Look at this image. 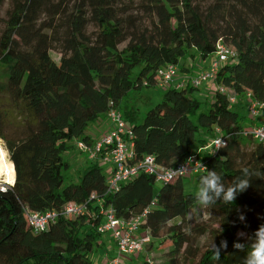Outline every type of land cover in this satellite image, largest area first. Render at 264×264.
<instances>
[{"label":"trees","instance_id":"trees-1","mask_svg":"<svg viewBox=\"0 0 264 264\" xmlns=\"http://www.w3.org/2000/svg\"><path fill=\"white\" fill-rule=\"evenodd\" d=\"M5 0H0V11ZM0 34V140L13 164L15 181L0 191V264H93L101 246L99 212L112 208L118 219L146 212L139 230L169 241L161 264H245L254 233L264 224V144L245 136V116L228 102L224 88L245 92L264 103V0H9ZM43 17V19H42ZM231 46L233 61L217 70L215 93L204 111L192 95L197 89L166 88L161 101L139 116L128 94L153 85L168 64L184 69L186 60L203 61L217 42ZM56 52L54 61L50 53ZM126 100L125 107H122ZM111 107L119 110L133 134L136 159L150 156L174 168L193 155L205 170L155 187L141 174L107 192L103 165L88 161L77 180L68 182L64 154ZM139 116V118H138ZM250 126V125H249ZM223 140L215 151L207 138ZM205 135V136H202ZM249 187L233 203L202 206L199 182L215 170L230 187L243 170ZM91 199V200H90ZM90 200V201H89ZM88 202L86 215L58 216L37 233L25 211L59 212L66 204ZM206 211L216 229L188 225L192 209ZM243 215L244 221L239 217ZM178 220L175 224L170 222ZM238 233L245 235L237 238ZM212 234L221 249H199L197 239ZM245 244L243 250L233 247ZM139 264H154L140 259Z\"/></svg>","mask_w":264,"mask_h":264},{"label":"built area","instance_id":"built-area-1","mask_svg":"<svg viewBox=\"0 0 264 264\" xmlns=\"http://www.w3.org/2000/svg\"><path fill=\"white\" fill-rule=\"evenodd\" d=\"M235 57V50L224 42L219 41L215 46V58L207 69L199 71L184 81L179 80L177 77L179 72L178 65L168 64L156 71L153 85L165 90L166 88L181 89L189 84L191 87L199 89L204 84H213L219 67L224 63L233 61ZM216 89L221 93L228 94L229 104H235L236 95L222 87ZM244 96L248 100V119L253 123L249 128L245 129L244 134L245 136H250L254 141L264 144V103L253 99L248 92H245ZM105 117L111 123L110 131L107 134L89 144L80 140L75 141V146L86 155L89 161H97L102 165L111 164V169L108 170L106 176L108 193L116 190L120 184L128 182L141 174L148 175L156 183L164 185L178 178L199 174L205 170V166L195 155L182 161L174 168L159 167L150 156L136 159L133 149V134L126 125L121 112L111 107L105 113ZM221 145H223V140L216 133V136L210 141L208 146L201 151L213 152ZM12 184H5L0 179V191ZM89 201L83 204L68 203L59 212L36 213L25 211L26 218L32 231L37 233L44 230L58 216L77 218L86 215ZM99 215L100 223L96 232L100 236L109 234L110 240L113 241L115 246L114 255L107 259V264H124V260L128 257H137L143 252L144 246L149 243V234L145 232V235L141 236L138 232L140 231L139 224L145 219L146 212L129 220L116 218L112 208L100 210ZM146 260L152 263L148 257Z\"/></svg>","mask_w":264,"mask_h":264},{"label":"rangeland","instance_id":"rangeland-1","mask_svg":"<svg viewBox=\"0 0 264 264\" xmlns=\"http://www.w3.org/2000/svg\"><path fill=\"white\" fill-rule=\"evenodd\" d=\"M53 2H57V0H52ZM9 0H5L4 5L2 6V9L0 11V34L3 30L4 27V21L6 19L5 17V11L7 10V8L9 7ZM43 19V17H42ZM51 58L54 61H57L59 59V55L56 52H51L50 53ZM215 58V53L208 56L207 58H205L203 61L199 60L200 57H196L194 61L191 60H186L185 64H184V69L185 70H180L181 69V65L180 63H178V78L179 80H187L184 77H182L181 73L186 71L188 74L189 71L188 69H190L189 63L193 65L194 70H196V68H200V63L201 65H210V63L212 62V60ZM191 70V69H190ZM194 70L192 72H194ZM196 72V71H195ZM194 72V73H195ZM200 90V89H197ZM193 97L199 101L201 103L200 106V111H204L205 108L208 107V103L204 102V100L200 97L199 93L193 92L192 93ZM162 95L163 92L158 89L157 87L151 85L149 87H145L142 86L139 90H134L131 91L129 93V102L133 101L135 99V101L137 102V105L135 108L138 109V111H140L141 115H143L144 112H146L148 109L154 107L155 105H157L161 99H162ZM134 97V98H132ZM125 103H127L126 100L123 101L122 107H125ZM131 104V103H129ZM232 108L234 111H237L240 116H245L244 118V126H247V128H249V125H252L253 123L248 119L249 115H248V100L247 98H245V96H236L235 97V104L232 105ZM140 115V116H141ZM249 120V121H248ZM205 136V135H202ZM211 137H208L207 140L210 142L212 139H210ZM0 145L3 147V149L6 151L5 146H4V142L2 140H0ZM7 154V158L9 160V156H8V152L6 151ZM86 155L82 152H80L77 147L75 146V142H73V148L72 150H70L69 152H67L66 154H64V158L67 160L68 164H69V169L64 173V175H66V179L68 182H71L72 179L73 180H77L81 174L82 171V162L84 160V157ZM88 163V160L86 161ZM86 163V164H87ZM107 171V169H105ZM105 171V173H106ZM108 172V171H107ZM193 176V175H192ZM184 182L186 184V190H193L194 188V184L192 181V177H187L184 179ZM189 184L191 186H189ZM156 188H160V184L156 183L155 184ZM178 220H174L172 222L169 223L170 224H175L177 223ZM196 223H203L204 225H209L211 226L212 229H216L217 226L212 224V220H210L208 214L206 213L205 210H203L200 207L194 208L190 211L189 216H188V221L187 224L188 225H194ZM141 233V230L138 232ZM243 233H238L237 234V238L239 239H244L245 235H241ZM110 239L109 234H104L103 236H100V242L103 240H107ZM197 245L199 247V249H197V253L203 251L206 247H213L214 246V242H215V237L212 234H207L204 235L200 238L197 239ZM112 244L113 241L110 240ZM169 241L164 238L160 239V240H154L152 242V244H150V246H146L143 250V252L139 255V256H134V257H128L127 259L124 260V264H127V261L130 260H135L136 261H140V259H145V258H149L151 260L152 263L154 264H161L163 262L166 261L167 259V252L169 250ZM112 246V245H111ZM110 244L106 243L103 247L101 246H96L94 247L93 251L91 252L89 258L91 260V262L93 264H107V259L106 258V254H107V250H109V248L111 247ZM108 257V256H107ZM131 263V262H130Z\"/></svg>","mask_w":264,"mask_h":264},{"label":"clouds","instance_id":"clouds-1","mask_svg":"<svg viewBox=\"0 0 264 264\" xmlns=\"http://www.w3.org/2000/svg\"><path fill=\"white\" fill-rule=\"evenodd\" d=\"M249 176V170L245 168L242 176L237 177L230 187H226L223 177L218 172L215 170L208 171L207 175L200 178L197 199L202 206H211L221 200L225 203H233L237 195L249 187ZM239 219L244 221L245 217L241 215ZM253 240L254 243L245 257V264H264V224L260 225L254 233ZM245 246L241 243L233 245L238 250H243ZM225 248H227L226 241L222 242L219 248L214 245L212 250L217 261L220 259L221 249Z\"/></svg>","mask_w":264,"mask_h":264},{"label":"crops","instance_id":"crops-1","mask_svg":"<svg viewBox=\"0 0 264 264\" xmlns=\"http://www.w3.org/2000/svg\"><path fill=\"white\" fill-rule=\"evenodd\" d=\"M200 65V68H196V70H194V67L192 64L189 63V66H190V69H188L189 73L186 74L187 72L184 71L181 73L182 77H184L185 79H188L190 78L192 75L198 73L199 71H202V70H205L209 67V65H201V63L199 64ZM194 70V72H192ZM178 77V75H177ZM179 79V78H178ZM155 87H157L156 85H153ZM158 89H160L162 92L164 91V88H159L157 87ZM200 90H197V92L199 93L200 97L204 100V102L206 103H210L213 99V96H214V93H215V87L214 85L211 83V84H204L202 85L201 88H199ZM129 96V94H128ZM134 98V97H132ZM131 104H129V108H135L137 105V102L135 101V99L133 101H130ZM137 109V108H135ZM138 110V109H137ZM141 112L139 111L138 114L139 116L141 115L140 114ZM138 116V118H139ZM249 121V120H248ZM110 128H111V123L108 121V119L106 117H103L102 119H100L99 121L95 122L94 124H92L90 127H89V130L87 132V136H88V140L89 142H94V141H97L99 140L102 136H104L105 134H107L109 131H110ZM194 151H196V153H199L201 151L200 148H195ZM88 159L86 158V156L84 157V160L81 161L82 162V168H84L87 164V161ZM89 161V160H88ZM89 163V162H88ZM103 169H104V172L106 171L105 169H107V171L109 169H111V164H107V165H103ZM106 171V173H108ZM189 186H191L189 184ZM141 236L145 235V232L141 231ZM106 243L110 244V248L109 250H107V254H106V258H110V257H113L114 255V252H115V246L114 244L111 243L110 239L108 238L107 240H103L100 242L101 244V247H103ZM108 256V257H107ZM128 263L127 264H139V260L135 262V260H130V261H127ZM131 262V263H130Z\"/></svg>","mask_w":264,"mask_h":264},{"label":"bare ground","instance_id":"bare-ground-1","mask_svg":"<svg viewBox=\"0 0 264 264\" xmlns=\"http://www.w3.org/2000/svg\"><path fill=\"white\" fill-rule=\"evenodd\" d=\"M14 167L7 159L6 151L0 145V179L5 184H12L14 182Z\"/></svg>","mask_w":264,"mask_h":264},{"label":"water","instance_id":"water-1","mask_svg":"<svg viewBox=\"0 0 264 264\" xmlns=\"http://www.w3.org/2000/svg\"><path fill=\"white\" fill-rule=\"evenodd\" d=\"M14 181H15V176H14Z\"/></svg>","mask_w":264,"mask_h":264}]
</instances>
